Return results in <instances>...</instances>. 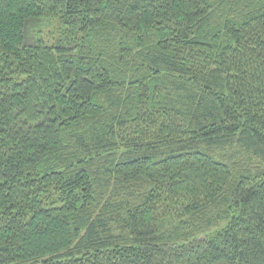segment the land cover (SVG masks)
<instances>
[{"label":"trees","instance_id":"trees-1","mask_svg":"<svg viewBox=\"0 0 264 264\" xmlns=\"http://www.w3.org/2000/svg\"><path fill=\"white\" fill-rule=\"evenodd\" d=\"M233 147L264 159V0H0V264H264Z\"/></svg>","mask_w":264,"mask_h":264},{"label":"rangeland","instance_id":"rangeland-1","mask_svg":"<svg viewBox=\"0 0 264 264\" xmlns=\"http://www.w3.org/2000/svg\"><path fill=\"white\" fill-rule=\"evenodd\" d=\"M52 22V21H51ZM50 26H55V24L52 22L50 24ZM53 32V31H52ZM41 34H45V31L42 29L40 31ZM54 33V32H53ZM49 37V36H47ZM230 152H234L236 154V157L245 162L247 167L250 169L249 171L251 172V174H255L257 172H263L264 171V159L257 157V156H253L250 153H245L244 151H242L240 148L238 147H233L229 149ZM235 210L230 211V213H234ZM213 215H216V213L214 212ZM227 223V220H222L219 221V223L217 225H213L211 226L207 231L206 234L208 236L201 235V238H206V237H211L213 236V234L215 232H217L218 230H220L225 224Z\"/></svg>","mask_w":264,"mask_h":264}]
</instances>
